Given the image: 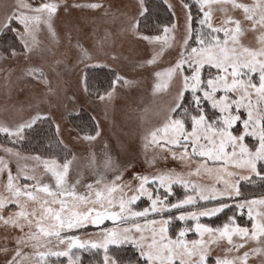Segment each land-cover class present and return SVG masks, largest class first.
<instances>
[{"label":"snow or ice","instance_id":"snow-or-ice-1","mask_svg":"<svg viewBox=\"0 0 264 264\" xmlns=\"http://www.w3.org/2000/svg\"><path fill=\"white\" fill-rule=\"evenodd\" d=\"M70 10L104 23L91 48L69 24L60 49ZM129 69L150 84L114 145L81 97L107 117ZM0 81L27 96L0 119V264H264V0H0Z\"/></svg>","mask_w":264,"mask_h":264},{"label":"rangeland","instance_id":"rangeland-1","mask_svg":"<svg viewBox=\"0 0 264 264\" xmlns=\"http://www.w3.org/2000/svg\"><path fill=\"white\" fill-rule=\"evenodd\" d=\"M72 0H69L71 3ZM110 3L119 6L122 4L132 3L133 0H109ZM88 17L85 19V17ZM69 24H72L74 29L76 27L80 30L81 41L86 48H91L93 44V37L91 36L93 28L96 29L95 39H99L104 34V23L97 21L96 25H93L90 14L81 13L79 10H70L68 14L63 12L60 13V16L56 20V28L61 36V43L59 45L60 49L63 50L67 45V40L64 38V32L66 31ZM108 27L112 28L113 25L111 21L108 22ZM76 31L73 32V38L76 37ZM41 39L47 42L48 37L46 34H41ZM128 75L130 78H133L139 83L133 84L131 86H121L116 85L117 95L113 104L108 108L107 117L104 115L103 107H97L95 105H89L86 103L85 98L81 97V104L84 106L86 111L91 115H95L100 121V125L104 131V136L115 145L118 140L126 139V132L129 130H134V125L136 123V113L135 109L138 103H140L142 98L146 97V90L150 84V81L146 80V74L138 75L136 72H133L131 69L128 70ZM73 88L75 89V80L73 79ZM13 103L19 104L27 103V96L20 95L16 96L13 94L12 98L9 99L5 94L2 81H0V119L12 118L21 115L22 113L18 112H5L6 107H10ZM26 115V112L23 113ZM2 140V136H0ZM103 146V141L98 143L95 146L96 151H100ZM151 151V150H149ZM141 160H143V149H141ZM179 189V188H178ZM182 191V189H179ZM81 253V258H82ZM85 254V253H84ZM90 254V253H89ZM62 259V258H61ZM64 259V258H63ZM86 264H94L86 263Z\"/></svg>","mask_w":264,"mask_h":264},{"label":"trees","instance_id":"trees-1","mask_svg":"<svg viewBox=\"0 0 264 264\" xmlns=\"http://www.w3.org/2000/svg\"><path fill=\"white\" fill-rule=\"evenodd\" d=\"M103 76V74H101ZM85 119H87V116H85ZM177 191H180L179 189H177ZM256 191H258V189H256ZM63 259V258H62ZM97 259V257L93 256L92 254H89V253H83L82 254V261H83V264H86V263H92L94 262L95 260Z\"/></svg>","mask_w":264,"mask_h":264}]
</instances>
